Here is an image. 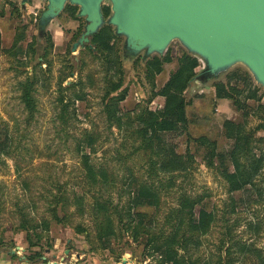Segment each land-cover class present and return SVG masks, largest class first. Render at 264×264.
Listing matches in <instances>:
<instances>
[{
  "label": "rangeland",
  "instance_id": "1",
  "mask_svg": "<svg viewBox=\"0 0 264 264\" xmlns=\"http://www.w3.org/2000/svg\"><path fill=\"white\" fill-rule=\"evenodd\" d=\"M49 3L0 0V139L8 138L7 148L0 144V259L5 264H154L155 257L141 258L146 237L169 233L181 197L190 195L201 199L196 212L201 208L215 212L203 244L198 249L193 246L195 255L216 261L222 240L231 236L233 241L225 242L232 247L233 264H264V160L245 189L231 191L220 171L204 160L212 145L195 140L204 136L216 142L217 152L230 151L234 139L226 136L224 126L230 119L242 124V133L254 135L246 155L264 157V82L241 59L207 77L203 74L206 59L180 36L162 50L128 46V33L112 21V0L102 1L103 21L97 32L110 28L108 54L96 49L97 33L73 50L87 29V17L68 0L58 15L43 22ZM71 7L76 8L74 13ZM16 34L23 36L14 44ZM167 53L173 60L164 64L162 73L150 76L148 62ZM184 53L200 63L198 76L184 92L189 128L162 137L179 153L194 155V162L185 169L153 173L150 161L155 154L140 147L137 117L142 109L163 107L165 98L154 93L177 69ZM238 69L248 73L247 80L241 74L232 75ZM27 78L35 79L32 113L22 98L21 82ZM220 82L244 90L236 93L241 107L233 99L216 97L215 85ZM115 83L120 87L107 96ZM250 91L256 97L248 98ZM61 97L68 102L64 117ZM89 134L95 143L86 147ZM84 153L95 166L96 180L84 167ZM227 164L233 170V164L228 160ZM137 182L157 189L162 200L159 207L131 205ZM105 201L118 231L109 245L98 235V223L104 218L99 203ZM138 211L148 214L143 220L146 231L140 230ZM43 219L49 221L50 231L42 247L52 248L29 262L27 257L36 246L31 247L26 237L27 231L33 232L20 223L27 220L30 227ZM136 224L139 243L132 239ZM242 244L245 252L239 247Z\"/></svg>",
  "mask_w": 264,
  "mask_h": 264
},
{
  "label": "trees",
  "instance_id": "2",
  "mask_svg": "<svg viewBox=\"0 0 264 264\" xmlns=\"http://www.w3.org/2000/svg\"><path fill=\"white\" fill-rule=\"evenodd\" d=\"M71 12H75V7H71ZM108 11V8L106 9ZM110 28L105 27L93 38V43L96 49L100 53H107L110 51L109 40L111 37ZM23 35L18 36L16 34L14 44L19 42V39ZM173 60L171 54H166L165 57L160 58L154 56L147 64V73L152 77L160 74L164 70V64L171 62ZM200 65L199 59L187 53H184L179 57V65L175 71H173L164 83V85L154 93L155 95H161L165 98L164 105L161 109L150 110L148 108L142 109L138 114V129L137 135L141 141V148L149 149L155 154V160L151 159V169L155 173V170H161L163 172L176 171L177 169L188 168L194 162V155L190 152L187 154L179 153L174 145L165 143L163 139V133L173 132L177 130L187 131L189 128V117L187 113V107L189 101L184 96V92L189 86V83L196 77L197 67ZM234 74H241L247 80L248 73L238 69ZM154 79V78H152ZM35 84V79L27 78L25 81L21 82L23 88L22 98L28 105V109L32 113L35 107V97L33 94V87ZM249 84V83H248ZM247 84V85H248ZM111 85V84H110ZM114 85V84H113ZM112 86V85H111ZM120 87V84L115 83L110 91L106 92V95L116 90ZM216 87V97L219 99L228 98L233 99V102L238 104V107L242 105L236 97L237 95L244 92V90L238 89L236 86H227L225 83H217ZM108 89V88H107ZM124 94L121 98H124ZM248 98L256 97L255 91H250L247 95ZM60 102L63 104L62 115L64 117L67 110L68 102L64 97H61ZM226 136L228 138L234 139V145L232 149L228 152H217V144L215 141H211L208 138L202 136L195 139L201 145H212L209 146L204 160L210 167H215L220 171L222 176L229 183V189L231 191L242 190L250 184L253 177L258 174L262 168L264 157L263 155L256 156L252 154L250 157L246 155L247 149L250 150L251 142L253 140V133L250 136L246 133H242V124L236 123L233 120L227 119L225 121ZM252 136V137H251ZM8 138L6 140L0 139V144L2 148L7 144ZM4 141V143L2 142ZM86 147H91L95 143V137L89 134L86 137ZM85 156L83 160L84 167L89 173L93 180H96L97 173L95 166L90 163L89 154L84 153ZM216 160V161H215ZM227 160L233 164V170L227 164ZM105 174L104 171L101 172ZM81 201H79V204ZM162 203L161 196L154 189L153 186L147 183H136L134 184V196L131 201L132 206L140 205H152L159 207ZM201 203L199 197H192L190 195H184L180 199L179 208L177 210V215L175 217V223L172 224L171 231L169 233L153 232L150 233L145 239V244L142 249L141 258L147 255L155 257L154 264H233L232 259V247L226 246L225 239L232 240V237H228L222 240L219 247V256L215 261L213 257H203L200 255H195V250L193 246L198 249L203 244V237L208 235L211 230V226L215 221V212L208 211L205 208H201L198 212L195 211L196 206ZM100 207L104 208V218L98 223L99 227V237L104 242V245H109L112 237L118 235V231L115 227V221L113 218L107 214L108 203H99ZM55 218L58 219L57 213ZM148 214L143 211H138L136 216L138 218V225H140V230H145L146 227L143 222ZM120 217V215H119ZM121 222L123 219L120 217ZM134 221L136 219H133ZM136 224L132 230L133 241L140 242V230ZM20 226L28 230L30 229L33 233L27 231V240L30 246H36V251H34L29 257H27L29 262L35 261V258H41L42 252L47 248L51 249V246L42 247L43 241L49 239L50 223L48 220L43 219L40 223H32L29 227L28 221L23 220ZM227 233L232 235L233 231L228 228ZM233 241V240H232ZM223 256L222 249L225 248ZM241 249L245 252L246 245H239ZM41 248V250H40ZM149 251V253H148ZM14 254H12V257ZM145 259V258H144ZM143 259V260H144Z\"/></svg>",
  "mask_w": 264,
  "mask_h": 264
},
{
  "label": "water",
  "instance_id": "3",
  "mask_svg": "<svg viewBox=\"0 0 264 264\" xmlns=\"http://www.w3.org/2000/svg\"><path fill=\"white\" fill-rule=\"evenodd\" d=\"M102 1L70 0L80 6V15L86 16L89 22L73 50L89 41V36L96 34L102 26ZM49 2L43 22L58 15L68 0ZM112 2V21L128 33V46L142 48L149 45L153 50H162L173 37L180 36L206 59L207 68L203 74L207 77L217 75L233 61L241 59L264 82V0Z\"/></svg>",
  "mask_w": 264,
  "mask_h": 264
},
{
  "label": "crops",
  "instance_id": "4",
  "mask_svg": "<svg viewBox=\"0 0 264 264\" xmlns=\"http://www.w3.org/2000/svg\"><path fill=\"white\" fill-rule=\"evenodd\" d=\"M6 260L5 259H0V264H5Z\"/></svg>",
  "mask_w": 264,
  "mask_h": 264
}]
</instances>
